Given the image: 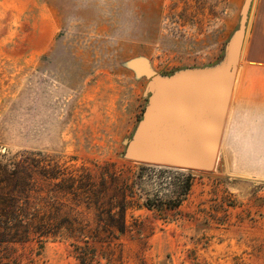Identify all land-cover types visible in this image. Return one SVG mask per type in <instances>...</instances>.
Returning <instances> with one entry per match:
<instances>
[{
    "label": "rangeland",
    "instance_id": "1",
    "mask_svg": "<svg viewBox=\"0 0 264 264\" xmlns=\"http://www.w3.org/2000/svg\"><path fill=\"white\" fill-rule=\"evenodd\" d=\"M244 1L0 0V264H264V162L241 169L228 134L238 74L213 169L126 156L152 96L129 62L221 67Z\"/></svg>",
    "mask_w": 264,
    "mask_h": 264
},
{
    "label": "water",
    "instance_id": "2",
    "mask_svg": "<svg viewBox=\"0 0 264 264\" xmlns=\"http://www.w3.org/2000/svg\"><path fill=\"white\" fill-rule=\"evenodd\" d=\"M251 2L244 1L226 61L217 69H193L161 77L143 57L129 62L138 75L150 78L152 96L127 147L128 159L183 170L214 168L236 84Z\"/></svg>",
    "mask_w": 264,
    "mask_h": 264
},
{
    "label": "crops",
    "instance_id": "3",
    "mask_svg": "<svg viewBox=\"0 0 264 264\" xmlns=\"http://www.w3.org/2000/svg\"><path fill=\"white\" fill-rule=\"evenodd\" d=\"M239 65L228 134L240 168L254 171L264 162V0H255Z\"/></svg>",
    "mask_w": 264,
    "mask_h": 264
},
{
    "label": "trees",
    "instance_id": "4",
    "mask_svg": "<svg viewBox=\"0 0 264 264\" xmlns=\"http://www.w3.org/2000/svg\"><path fill=\"white\" fill-rule=\"evenodd\" d=\"M190 183H191V178H190V175H188L186 177V189H185L184 195L187 193V190L189 189Z\"/></svg>",
    "mask_w": 264,
    "mask_h": 264
}]
</instances>
